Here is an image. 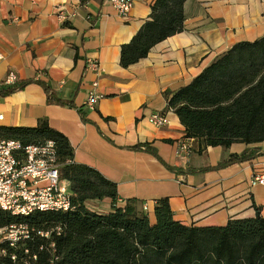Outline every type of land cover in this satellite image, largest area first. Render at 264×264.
I'll list each match as a JSON object with an SVG mask.
<instances>
[{
    "label": "crops",
    "instance_id": "crops-1",
    "mask_svg": "<svg viewBox=\"0 0 264 264\" xmlns=\"http://www.w3.org/2000/svg\"><path fill=\"white\" fill-rule=\"evenodd\" d=\"M155 2L138 0L124 18L106 0L86 5L80 0H0V81L12 71L18 84L41 81L75 106L50 105L42 86L29 84L0 97V127L34 128L45 119L67 137L77 165L117 185V207L140 201L152 225L161 199H168L175 221L187 227H225L231 220L264 217V186H251L264 172V143L224 149L186 138L165 96L189 85L235 44L256 40L249 38L253 31L229 33L238 19L226 15L222 0H188L184 30L123 68L122 48L150 20ZM60 13L76 17L63 23ZM88 59L100 63V77L87 70ZM95 80L104 99L91 111L83 106ZM161 112L169 124L157 128L149 119ZM143 145L151 151L134 149ZM243 154L253 159L218 168ZM112 207L109 199L87 203L100 214Z\"/></svg>",
    "mask_w": 264,
    "mask_h": 264
},
{
    "label": "trees",
    "instance_id": "trees-1",
    "mask_svg": "<svg viewBox=\"0 0 264 264\" xmlns=\"http://www.w3.org/2000/svg\"><path fill=\"white\" fill-rule=\"evenodd\" d=\"M187 1L156 0L150 20L122 48L123 68L147 58L155 46L184 30ZM29 84L42 86L48 104L75 107L36 80L5 86L0 97ZM165 96L168 107L184 126L186 138L201 141L205 147L224 149L234 144L264 143V36L235 44L189 85ZM0 139L19 141L24 146L52 142L60 177L70 184L68 212H36L23 219L0 214V227L26 223L36 230L60 229L59 235L52 234L54 255L39 251L50 241L34 238L28 245L31 264H264L262 215L231 220L225 227H187L175 221L168 199H161L156 203V224L152 225L140 201L129 200L123 208L117 207V185L93 168L77 165L67 137L48 126L45 119L34 128L0 127ZM134 149L151 151L148 145ZM252 159L251 154L232 155L218 168ZM106 199L113 203L108 214L87 208L91 201ZM33 256H38L37 262Z\"/></svg>",
    "mask_w": 264,
    "mask_h": 264
},
{
    "label": "built area",
    "instance_id": "built-area-1",
    "mask_svg": "<svg viewBox=\"0 0 264 264\" xmlns=\"http://www.w3.org/2000/svg\"><path fill=\"white\" fill-rule=\"evenodd\" d=\"M138 0H106L120 17H127ZM76 14H61L59 19L69 22ZM86 68L96 77L102 75L100 63L88 59ZM18 84L17 75L10 71L6 80L0 81V90ZM84 108L96 111L98 103L104 99L99 92V81L92 82ZM2 119V117H0ZM149 122L157 128L169 124L164 112L151 115ZM52 142L43 145L24 146L19 141L0 139V214L7 213L13 218L23 219L36 212H68L71 208L70 184L60 177V165ZM264 186V172L255 176L251 186ZM147 212V206L143 207ZM60 229L52 231L36 230L24 223H14L0 227V264H31V250L28 246L34 238L50 241L39 247V251L54 255L56 245L51 242L52 234H60ZM34 262L38 256H33Z\"/></svg>",
    "mask_w": 264,
    "mask_h": 264
},
{
    "label": "rangeland",
    "instance_id": "rangeland-1",
    "mask_svg": "<svg viewBox=\"0 0 264 264\" xmlns=\"http://www.w3.org/2000/svg\"><path fill=\"white\" fill-rule=\"evenodd\" d=\"M221 6L228 17L238 19L233 29L228 27L229 33L253 31L249 35L251 39L264 36V0H222Z\"/></svg>",
    "mask_w": 264,
    "mask_h": 264
}]
</instances>
